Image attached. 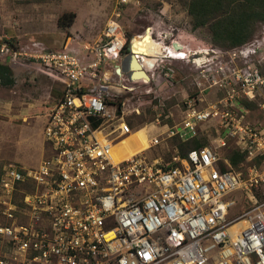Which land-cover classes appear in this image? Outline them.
Returning <instances> with one entry per match:
<instances>
[{"label": "built area", "instance_id": "1", "mask_svg": "<svg viewBox=\"0 0 264 264\" xmlns=\"http://www.w3.org/2000/svg\"><path fill=\"white\" fill-rule=\"evenodd\" d=\"M125 43L111 19L85 46L88 61L65 49L34 55L63 87L43 127L51 154L0 175V264H264V38L209 47L201 63L194 49L195 91L181 119L115 158L132 129L124 102L107 97V73L120 77ZM0 52L16 55L6 43ZM245 102L256 103L257 121ZM210 120L201 148L167 162L147 154L200 136ZM228 141L244 154L240 169L220 153Z\"/></svg>", "mask_w": 264, "mask_h": 264}, {"label": "rangeland", "instance_id": "2", "mask_svg": "<svg viewBox=\"0 0 264 264\" xmlns=\"http://www.w3.org/2000/svg\"><path fill=\"white\" fill-rule=\"evenodd\" d=\"M119 2L0 0V47L6 43L10 51L16 52L15 57L0 52V60L11 67L14 77L13 86H0V171L8 163L34 168L52 152L44 141L43 127L49 107L60 96L63 82L60 75L39 65L34 55L65 49L79 60L88 61L90 56L85 46L103 37L105 25L111 19L121 26L128 47L133 37L149 28L152 38L170 47L168 51L173 54L172 58H166L163 49H155V56H148L153 62L143 69L150 77L153 75L150 81L137 76L129 79L127 69L121 78L111 72L107 74L109 83L115 86L109 88L107 97L124 102L125 120L130 123L135 138L129 144L121 143L119 152L134 147L143 131L151 136L181 119L184 100L195 91L196 72L187 57L197 47L206 50L214 46L209 45L208 29L193 28L179 0ZM65 12L75 13L73 23L66 29L57 23ZM263 38L264 22H258L253 39L260 42ZM177 45L181 47L176 50ZM126 54L128 57V50ZM127 57L120 62L122 67ZM166 70L170 71L169 77L164 75ZM212 124L213 120L201 124L203 136L214 134ZM170 141L171 138L152 147L147 154L169 161L178 152Z\"/></svg>", "mask_w": 264, "mask_h": 264}, {"label": "trees", "instance_id": "3", "mask_svg": "<svg viewBox=\"0 0 264 264\" xmlns=\"http://www.w3.org/2000/svg\"><path fill=\"white\" fill-rule=\"evenodd\" d=\"M186 9L193 28L206 27L210 35L209 45L220 49H231L241 46L254 37L258 22H264V0H179ZM74 12H65L58 17L57 23L61 28H68L74 21ZM127 39H129L127 37ZM128 50L125 45L124 53ZM14 85L11 67L0 60V86ZM251 109V115L257 114L254 102H245ZM118 107L120 103L117 102ZM130 125V123L128 122ZM170 139V138H169ZM170 143L177 147V153L184 157L191 149H198L208 144L207 137L202 134L186 141L172 137ZM231 164L240 169V163L246 162L244 154L239 152L232 143L220 149ZM9 164V163H8ZM7 165V164H6ZM3 171H0V175ZM18 194V193H16Z\"/></svg>", "mask_w": 264, "mask_h": 264}, {"label": "bare ground", "instance_id": "4", "mask_svg": "<svg viewBox=\"0 0 264 264\" xmlns=\"http://www.w3.org/2000/svg\"><path fill=\"white\" fill-rule=\"evenodd\" d=\"M164 45V47H163ZM163 45L160 43V42H156L151 34H150V29L148 28L143 34L141 35H137L135 37H133V39L130 41V47H131V50H133L138 56H140V60L142 63V68H139V67H135L134 65L131 66V67H127L126 66V69L128 70H139V69H143V67L145 66H151L153 60L150 59V57L148 58V56H155L154 54V50L155 49H158L159 51H162V48L164 49V52H166L165 54V57L167 58H172L173 54L170 53V51H168L170 47L168 46H165V44L163 43ZM177 47V46H176ZM175 47V48H176ZM177 49H180L179 47H177ZM176 49V50H177ZM171 50V49H170ZM209 53V49H206V50H201V57L199 59H196V63H201L203 62L206 57H204V54L207 55ZM137 65V64H135ZM108 74V73H107ZM122 76V73H120V78ZM143 131V129H142ZM140 141L138 143H135V146L134 147H130L129 150H127L126 152L123 153V151L121 150L120 151V144L123 143H127L126 141H128V144H129V141H135V138H134V134L131 133L130 135L126 136V137H123L117 144H115L113 146V155L115 158H126V157H129L130 155L142 150V149H145L147 146H148V142H147V131H143L142 134H141V137H140Z\"/></svg>", "mask_w": 264, "mask_h": 264}, {"label": "water", "instance_id": "5", "mask_svg": "<svg viewBox=\"0 0 264 264\" xmlns=\"http://www.w3.org/2000/svg\"><path fill=\"white\" fill-rule=\"evenodd\" d=\"M177 47L180 48L181 46L177 45ZM129 49H130V52H129V55L127 57L128 61H127L126 65L123 66L124 67V71L126 69V66L129 68V67L134 65L135 67L142 68V63H140L141 62L140 56H138L133 50H131V47H129ZM135 64H137V65H135ZM116 69H117L118 73L122 72V67L121 66L117 65ZM128 71H129V73H128L129 79H131L132 77H135V76L141 77L140 79H145L147 81H150V79H151V77L148 74V72H146L144 69H139L137 71L128 69Z\"/></svg>", "mask_w": 264, "mask_h": 264}, {"label": "flooded vegetation", "instance_id": "6", "mask_svg": "<svg viewBox=\"0 0 264 264\" xmlns=\"http://www.w3.org/2000/svg\"><path fill=\"white\" fill-rule=\"evenodd\" d=\"M130 47V46H129ZM129 47H128V51L130 52V49H129ZM128 53V52H127ZM124 55V58H126L127 57V54H126V52L125 53H123ZM119 66H121V63H120V65ZM124 66V65H123ZM122 67V66H121ZM124 70V67H122V71ZM126 70V69H125Z\"/></svg>", "mask_w": 264, "mask_h": 264}, {"label": "crops", "instance_id": "7", "mask_svg": "<svg viewBox=\"0 0 264 264\" xmlns=\"http://www.w3.org/2000/svg\"><path fill=\"white\" fill-rule=\"evenodd\" d=\"M161 43V42H160ZM162 45H163V43H161ZM164 46V45H163ZM163 49V48H162ZM168 49H170V48H168ZM164 50V49H163Z\"/></svg>", "mask_w": 264, "mask_h": 264}]
</instances>
